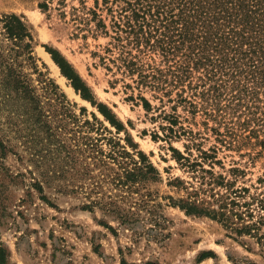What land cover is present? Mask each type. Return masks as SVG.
Returning <instances> with one entry per match:
<instances>
[{"label": "trees", "instance_id": "obj_1", "mask_svg": "<svg viewBox=\"0 0 264 264\" xmlns=\"http://www.w3.org/2000/svg\"><path fill=\"white\" fill-rule=\"evenodd\" d=\"M49 1L53 0H45L41 8L47 9ZM86 1L72 8L71 19L78 29H85L84 38H108L93 56L112 74L110 85L123 83L128 101L147 114L157 113L152 120L165 122V141L186 140L184 152L170 148L191 181L176 178L169 183L185 193L177 200L169 197L170 204L188 215L218 221L264 249V192H258L264 191V178L258 179L259 186L245 187L237 185L245 174L239 167H231L229 176L215 171L217 165L224 168L222 149H264V0H93L91 7ZM0 28L1 100L18 98L26 112L46 107L29 69L37 75L45 98L65 109L74 126L70 139L80 143L75 145L79 151L71 152L83 157L90 179H99L93 189L99 190V199L87 207L104 200L111 212H120L121 203L149 204L143 195L140 200L133 195L161 181V173L112 108L97 103L65 57L48 49L61 73L83 99L97 106L104 121L95 114L93 121L68 115L65 94L38 65L32 28L16 14L3 15ZM153 138L161 136L155 133ZM211 139L214 144L204 149ZM124 191L131 197L118 194ZM134 215L120 213L124 222ZM2 246L0 264H7Z\"/></svg>", "mask_w": 264, "mask_h": 264}, {"label": "rangeland", "instance_id": "obj_2", "mask_svg": "<svg viewBox=\"0 0 264 264\" xmlns=\"http://www.w3.org/2000/svg\"><path fill=\"white\" fill-rule=\"evenodd\" d=\"M82 1L53 0L43 9L45 0H0V19L16 14L32 28L38 65L65 94L71 109L68 115L93 121L95 114L104 121L97 106L83 99L61 73L48 49L65 57L97 103L112 108L138 149L160 171L161 181L133 195L139 200L146 197L147 205L121 203L120 212H111L101 200L103 204L87 207L99 199V190L93 191L99 179H90L83 157L71 152L79 151L75 145L80 143L70 139L74 126L65 109L45 98L37 75L27 69L46 107L26 112L18 98L0 97V244L7 264H264V249L255 239L237 237L218 221L188 215L170 204L169 197L177 200L185 193L169 183L176 178L191 181L170 148L184 152L186 140L165 141L161 130L165 122L152 120L157 113L147 114L141 105L128 101L123 83L110 85L112 74L93 56L108 38L91 34L84 38L85 29H78L71 19L72 8ZM86 3L91 7L93 0ZM153 105L160 104L153 101ZM179 113L183 114L181 109ZM155 133L161 139H154ZM213 144L211 139L203 148ZM219 159L224 168L217 165L216 172L229 176L231 167L245 172L238 186H259L258 179L264 178L260 146L222 149ZM118 194L131 197L125 191ZM120 213L135 215L124 222Z\"/></svg>", "mask_w": 264, "mask_h": 264}]
</instances>
